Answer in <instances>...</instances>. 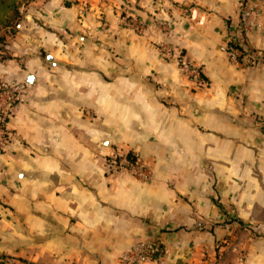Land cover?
Segmentation results:
<instances>
[{
    "label": "crops",
    "instance_id": "0c3cea01",
    "mask_svg": "<svg viewBox=\"0 0 264 264\" xmlns=\"http://www.w3.org/2000/svg\"><path fill=\"white\" fill-rule=\"evenodd\" d=\"M258 1L260 27L242 33L228 26L238 0L33 1L0 61V84L29 85L0 151V257L120 264L156 238L163 261L146 264H264L263 237L240 263L225 223L264 222V67L223 50L234 35L264 53ZM164 49L185 51L208 85ZM120 144L150 163L148 181L106 172Z\"/></svg>",
    "mask_w": 264,
    "mask_h": 264
},
{
    "label": "built area",
    "instance_id": "2783aa9c",
    "mask_svg": "<svg viewBox=\"0 0 264 264\" xmlns=\"http://www.w3.org/2000/svg\"><path fill=\"white\" fill-rule=\"evenodd\" d=\"M240 9V24L236 27L229 23L230 29L236 32H244L247 28L260 27L258 22L261 2L258 0H238ZM138 32L144 31V25L138 21H127ZM230 60L247 68L264 67V53L247 48L240 38L232 35L229 42L223 46ZM173 59L182 75L196 84L203 85L202 71L192 62L188 61L180 52L172 49H164V54ZM29 88L27 83H15L13 85L0 84V151L5 150L11 140V132L8 129L10 119L24 102ZM112 175L130 174L141 181H148L151 177V166L148 162L139 160L129 162L127 158L112 160ZM166 250L160 239H152L136 243L131 249L120 256V264H146L149 262L159 263L163 261ZM0 264H16L11 258H1Z\"/></svg>",
    "mask_w": 264,
    "mask_h": 264
},
{
    "label": "rangeland",
    "instance_id": "374dc122",
    "mask_svg": "<svg viewBox=\"0 0 264 264\" xmlns=\"http://www.w3.org/2000/svg\"><path fill=\"white\" fill-rule=\"evenodd\" d=\"M6 1L8 4H11V8L5 9L4 7L3 8L0 7V16H2L0 20V61H3L4 59L12 58L10 55V45H11L12 37L16 35V33L18 32V27L20 23L23 22L25 15L28 13L29 5L35 0H6ZM5 16H7L6 20H5ZM140 23L143 24L142 22ZM144 31L140 33L142 34L144 33ZM163 54H164V50H163ZM164 58L166 60H169L170 62H174L172 58L166 56V53L164 54ZM207 85H208L207 81H205L203 85L194 83V87L196 89L204 88ZM259 121L260 123H264V119H261ZM104 157H105L104 166L107 173L112 172L111 167H112V160L114 158H117V160L119 161L121 159L123 160L124 158H127L129 162H134L135 160H139L140 162L144 163V156L139 154L134 147L125 144L113 146ZM225 223L236 225L235 227L236 230L232 232V234L228 235L229 237L228 239H226V243L228 245L230 243H235L238 246H240L241 251H239V255H240L239 262L243 263L245 262L244 256L248 253V249H250L251 246L250 243L251 233L255 234L256 237L261 236L264 239V222H243V225L241 226L237 225L238 222H225ZM226 243L225 245H227Z\"/></svg>",
    "mask_w": 264,
    "mask_h": 264
},
{
    "label": "trees",
    "instance_id": "16d2710c",
    "mask_svg": "<svg viewBox=\"0 0 264 264\" xmlns=\"http://www.w3.org/2000/svg\"><path fill=\"white\" fill-rule=\"evenodd\" d=\"M0 7H4L5 9H8V8H11V4H8L6 0H0ZM1 17L0 16V20H1ZM7 19V16H5V20ZM181 54L184 55L186 57V59L189 61H192L191 58L187 55V53L185 51H181ZM202 78L207 81V78L202 74ZM0 258H3V257H0Z\"/></svg>",
    "mask_w": 264,
    "mask_h": 264
},
{
    "label": "water",
    "instance_id": "95a60500",
    "mask_svg": "<svg viewBox=\"0 0 264 264\" xmlns=\"http://www.w3.org/2000/svg\"><path fill=\"white\" fill-rule=\"evenodd\" d=\"M28 83H30V84H32V83H33L32 76H30V77L28 78Z\"/></svg>",
    "mask_w": 264,
    "mask_h": 264
}]
</instances>
